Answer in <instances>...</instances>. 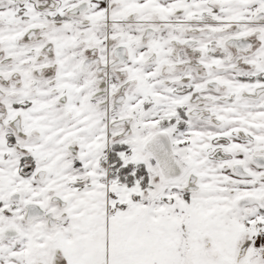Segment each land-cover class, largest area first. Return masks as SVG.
I'll list each match as a JSON object with an SVG mask.
<instances>
[{
  "label": "snow or ice",
  "instance_id": "snow-or-ice-1",
  "mask_svg": "<svg viewBox=\"0 0 264 264\" xmlns=\"http://www.w3.org/2000/svg\"><path fill=\"white\" fill-rule=\"evenodd\" d=\"M0 264H264V0H0Z\"/></svg>",
  "mask_w": 264,
  "mask_h": 264
}]
</instances>
